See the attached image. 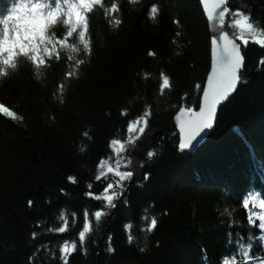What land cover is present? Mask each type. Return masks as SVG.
Here are the masks:
<instances>
[{"label":"trees","instance_id":"trees-1","mask_svg":"<svg viewBox=\"0 0 264 264\" xmlns=\"http://www.w3.org/2000/svg\"><path fill=\"white\" fill-rule=\"evenodd\" d=\"M11 3L55 6V0ZM152 3L158 11L149 18ZM113 4L115 13L108 11ZM226 7L224 28L233 38L237 10L264 34V0H228ZM87 23L89 54L78 32L56 43L67 33L61 18L46 32L47 46H55L51 58L41 46L45 64L20 56L0 78V104L17 113L16 119L0 114V264H63L66 242L76 244L68 264H243L245 247L264 259V232L256 221L247 223L251 212L264 213L256 207L264 205V47L251 40L241 46L237 92L219 108L209 139L183 153L172 119L182 107H198L211 59L199 0H103ZM162 73L170 82L163 92ZM138 118L162 139L152 157L146 154L138 185L109 209L86 194L102 195L113 183L97 181V168L114 162L111 142L124 139ZM99 210L104 215L96 220ZM152 218L157 225L149 232Z\"/></svg>","mask_w":264,"mask_h":264},{"label":"snow or ice","instance_id":"snow-or-ice-1","mask_svg":"<svg viewBox=\"0 0 264 264\" xmlns=\"http://www.w3.org/2000/svg\"><path fill=\"white\" fill-rule=\"evenodd\" d=\"M67 7H71L73 2L69 0H64ZM79 7V14L82 19L77 20L75 16L68 18L63 17V24L67 26V33L63 39H58L56 41L59 45H64L68 38L73 37L74 33L78 32V37L80 43L83 45V51L85 55L90 52V43L88 39H85V33L88 29L87 14L94 11L95 6L99 5L103 7V0H84L81 4L80 0L75 2ZM204 5L207 7V15L210 19L216 20L217 15L219 16V24L221 29L225 26V18L229 15L230 10L227 7H223L225 0H203ZM25 11L22 13L21 9ZM36 8V12L32 11ZM54 8H62L61 0H55V6L52 7L51 4L44 5L41 3H33L29 6L26 3H21L19 6H13L11 8L10 14H8L7 19L0 20V24L3 25V33L0 34V65L4 67L0 68V78L9 75V68L15 70L17 68V59L20 56L29 57L33 64L37 67L46 63L45 59L41 55V46L43 45V52L47 53L48 58L53 55L54 47L49 48L47 45L49 39L46 35L47 30L50 26H55L60 21L61 17L56 16L49 18L47 13ZM47 9V10H46ZM63 9V8H62ZM118 10V6L113 4L111 9L108 11L115 13ZM158 11L157 5L152 3L149 5L146 15L151 18ZM236 19L233 20L232 26L238 30V36L236 38H230L227 31H221L219 39L214 38L212 40L213 45V62L211 66L210 74L207 77L206 86L202 91V98L199 104V110H193L191 107H182L179 114L176 117L179 128V150L181 152L191 151L193 149L194 142L197 141L198 137H202V133L207 135L206 130L213 129L219 106L227 101L229 97L236 91L238 85L241 82V72L244 68L245 58L241 52V46H248L249 41L264 47V34L258 32L254 24L249 21V17L244 13L237 10L234 14ZM25 17H30L38 21L37 24L29 26L25 23ZM119 23V21H117ZM174 23H179V21H174ZM27 33V38H25ZM247 33V36L245 35ZM240 41V42H237ZM221 41L223 43H221ZM33 47L35 50H33ZM75 50V49H73ZM31 54V55H30ZM153 52H149V56H153ZM57 59H59V53H56ZM77 64L83 63V61H76ZM260 64L264 65V58L259 61ZM71 76V73L67 74ZM162 83L160 84L161 92L165 88L170 87L169 79L161 74ZM63 84L59 86L62 90ZM200 85L197 84L196 88L199 90ZM0 114L5 117H11L13 119L17 118V113L12 111L9 107L4 104H0ZM122 115H127V112H122ZM150 113L145 112L144 116L147 117ZM147 119H143V126L141 125V119L138 118L129 123L128 132H136L139 135L145 133V128L147 127ZM87 136V132L84 134ZM147 138H145V143ZM112 145H118L116 149L117 157L119 158L121 152L124 150V143L120 140H113ZM144 145H139L143 147ZM148 157L153 156V152L146 151ZM119 163V159L117 160ZM131 165H126L130 167ZM100 169L103 170L104 162L102 161L99 165ZM108 172L114 171L112 166L108 167ZM101 171V175H102ZM101 175H97L96 179L100 180ZM115 175L119 178L118 184L109 183L107 187L103 190V196L96 195L92 192L86 195L95 200H101L106 202V207L110 206L112 208L116 207L114 200L119 196H123L124 193V182H131L133 177L136 175L135 171H119L115 170ZM149 178V174H144V180ZM75 182V178H70ZM91 188V185H89ZM117 191H113V189ZM29 207L32 206L33 202L29 201ZM241 207L245 209L247 213L249 202L246 197L241 198ZM264 207V205H261ZM104 215L103 210L95 212L96 220H100L101 216ZM258 219L259 223L256 225L260 230L264 231V213L258 214L257 212H251V215L247 217V223L249 226L254 224V221ZM157 225V220L155 218L151 219V223L148 226L147 231L151 232L155 229ZM60 232H64L65 228H60ZM89 231L85 228L84 231L80 233L79 240L81 244L85 241V232ZM36 238V234L33 233V239ZM132 237H129V242H131ZM250 247V246H249ZM76 244L72 243L71 247L66 242L61 249L63 264H68L67 256L71 252L75 251ZM111 251V249H109ZM243 264H251V261L256 260L257 264H264V259H260L257 256L249 255L248 247H245L243 253Z\"/></svg>","mask_w":264,"mask_h":264},{"label":"water","instance_id":"water-1","mask_svg":"<svg viewBox=\"0 0 264 264\" xmlns=\"http://www.w3.org/2000/svg\"><path fill=\"white\" fill-rule=\"evenodd\" d=\"M200 2H201V6H202V9L204 10V14H205V17H206V20L208 21V25H209V31H211V43H212V40L214 39V38H216V39H219V35H220V33H221V31L223 30V31H226L224 28L223 29H221V26H220V24H219V16L217 15V18H216V20L214 21V20H212V19H210L209 17H208V15H207V7L204 5V3H203V0H200ZM210 3H211V0H210ZM226 4H227V0H225V4L223 5V7H226ZM227 20V17L225 18V21ZM230 36V35H229ZM230 38H232L231 36H230ZM221 43H223L222 41H221ZM213 45H212V47H211V66H212V62H213ZM211 71V70H210ZM210 74V72L208 73V75ZM208 75H207V77H208ZM206 82H207V79H206V81H205V84H204V87L206 86ZM203 87V88H204ZM235 93V92H234ZM233 93V94H234ZM232 94V95H233ZM231 95V96H232ZM230 96V97H231ZM201 98H202V95H201V97H200V101H201ZM226 102V101H225ZM225 102H223L220 106H219V108L223 105V104H225ZM218 108V109H219ZM178 114H179V112H178ZM177 114V115H178ZM217 114H218V112H217ZM177 115L175 116V118H174V121H173V123H172V125H174V126H176V130H177V132H178V135H179V128H178V122H177V120H176V117H177ZM216 124V123H215ZM214 124V125H215ZM213 129H214V127H213ZM213 129H210V130H206V133H207V135L206 136H210V134H211V132L213 131ZM153 132V133H152ZM151 133H150V131H148V133L146 132V134H144L143 135V138H141L140 140H138L137 141V143H135L134 144V146L132 147V152H131V161L130 162H128L126 165H131L130 167H127L129 170H133V171H135V173H136V175L133 177V179H132V181L129 183V185H133V183L134 182H136V180L140 177V174L142 173L141 171H142V165H141V158L143 157V155H145L146 154V151H149V148L152 146V145H154V144H156L157 142H158V140H159V137L157 136V132H155V131H152ZM202 135V137H203V139H201V137H198L197 138V141L196 142H194V144H193V149L191 150V151H185V152H188V153H192V152H194L195 151V148H196V146H200V145H202L204 142V140H206V139H204L206 136H205V134H201ZM145 138H147V142L145 143ZM180 142V141H179ZM139 145H144L143 147H139ZM178 148H179V144H178ZM198 148V147H197ZM126 167V166H125ZM124 198V194H123V196L120 198V199H118L117 200V203H116V206L121 202V200Z\"/></svg>","mask_w":264,"mask_h":264},{"label":"rangeland","instance_id":"rangeland-1","mask_svg":"<svg viewBox=\"0 0 264 264\" xmlns=\"http://www.w3.org/2000/svg\"><path fill=\"white\" fill-rule=\"evenodd\" d=\"M228 1V0H227ZM199 3H200V5H201V2H200V0H199ZM201 9H202V6H201ZM203 12H204V10H203ZM205 15V14H204ZM237 17H233L232 19L234 20V19H236ZM233 22V21H232ZM232 22L230 23V28H231V30H233L234 32H235V35H237L238 36V30L237 29H235L233 26H232ZM210 33H211V31H210ZM245 35L247 36V33H245ZM210 42H211V38H210ZM211 47H212V45H211ZM209 72H210V70H211V59H210V64H209ZM208 75V74H207ZM207 77V76H206ZM207 79V78H206ZM205 84V83H204ZM203 89V88H202ZM202 95V94H201ZM201 97V96H200ZM229 100V99H228ZM227 100V101H228ZM227 101L225 102V104L227 103ZM199 104H200V98H199V103H198V107H197V105L195 106V107H197L195 110L196 111H198L199 110ZM224 105V104H223ZM178 114V113H177ZM176 114V115H177ZM176 115H174V117H173V119H172V123H173V121H174V118H175V116ZM217 116H218V114H217ZM143 119H145V118H141V125L140 126H143ZM216 120H217V118H216ZM171 123V124H172ZM215 123H216V121H215ZM217 124V123H216ZM216 124L214 125V128H215V126H216ZM174 126V125H173ZM174 129H175V134H176V136L178 137V144H179V135H178V132H177V130H176V126H174ZM152 131H150V133H151ZM148 133V132H147ZM153 133V132H152ZM144 134H146V128H145V133ZM143 134V135H144ZM143 135H139L138 133H136V132H133V133H129L128 132V130H127V132H126V135H125V137H124V139H122V140H120V141H122L123 143H124V146H125V148H124V150L121 152V154H120V156H119V158L117 157V152H116V149L119 147L118 145H113V146H111V151H112V153H113V155H114V162L113 163H110V162H104V168H103V170H101L100 169V167H98L97 168V171H96V174L95 175H101V171H102V175H101V179L100 180H102V178L104 179V178H108V182H110V181H112L113 182V184H118L119 183V178L115 175V170H119V171H127V170H129L127 167H125L124 168V166H125V164H127L128 162H130L131 161V152H132V150H130V152L128 153V146L132 143V142H136L137 141V139H141V138H143ZM157 136L159 137V140H158V142L156 143V144H154V145H152L150 148H149V151L150 150H152L151 148L153 147V146H155V145H157V144H159V142L161 141V139H162V137H160V133H157ZM133 146V145H132ZM119 159V163L117 162V160ZM127 162V163H126ZM109 166H112L113 168H114V171L113 172H111V173H109L108 172V167ZM141 175H142V173L140 174V177H141ZM263 176H264V174H263ZM97 177V176H96ZM140 177L136 180V182H134L133 183V185H129V182H127V181H125L124 182V198L121 200V202L123 201V200H126V198L128 197L127 195H128V192L130 191V189L134 186V185H138V183H139V180H140ZM97 180V179H96ZM98 181V180H97ZM117 190V189H116ZM104 194V193H103ZM103 194L102 195H100L101 197L103 196ZM122 197V196H121ZM121 197H119V199L121 198ZM95 200V199H94ZM96 201H98V200H96ZM101 201H103V199H101ZM98 202H100V201H98ZM104 203H105V206H106V202L105 201H103ZM114 202H115V200H114ZM120 202V203H121ZM116 203H117V201H116ZM107 208H109V209H112V207H110V206H108ZM109 217V215L107 216V218ZM85 228H87V226L85 227ZM85 228H84V230H85Z\"/></svg>","mask_w":264,"mask_h":264},{"label":"clouds","instance_id":"clouds-1","mask_svg":"<svg viewBox=\"0 0 264 264\" xmlns=\"http://www.w3.org/2000/svg\"><path fill=\"white\" fill-rule=\"evenodd\" d=\"M59 2V0H58ZM80 3L83 4L84 0H80ZM25 10L22 8L21 12L23 13ZM32 11L35 13L36 12V8H33ZM49 18L52 17H56V16H60L62 18V23H63V17L67 16L68 18H72L73 16H75V18L77 20L82 19V17L79 14V7L77 6V4L75 2H73L71 7H67L66 9H62V8H54L51 11H49L47 13ZM25 23H28L29 26L31 27L34 24H37L38 21L36 19L30 18V17H25ZM25 38H27V33ZM33 50H35V48L33 47Z\"/></svg>","mask_w":264,"mask_h":264},{"label":"bare ground","instance_id":"bare-ground-1","mask_svg":"<svg viewBox=\"0 0 264 264\" xmlns=\"http://www.w3.org/2000/svg\"><path fill=\"white\" fill-rule=\"evenodd\" d=\"M227 2H228V1H227ZM238 86H239V85H238ZM237 90H238V87H237V89H236L235 93L237 92ZM218 112H219V109H218ZM209 137H210V136L208 135V136H206L204 139H206V140H207V139H209ZM206 140H204L203 142L205 143V142H206ZM204 143H203V144H204ZM203 144H202V145H203ZM202 145H200V146H202ZM133 146H134V145H133ZM200 146H196V148H195V149H198V148H200ZM197 147H198V148H197ZM183 153H184V152H183ZM185 153H188V152H185ZM145 156H146V154H145V155H143V157H142V158H141V160H140V161H141V165H143V162H144L143 160H144Z\"/></svg>","mask_w":264,"mask_h":264}]
</instances>
